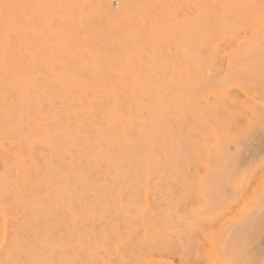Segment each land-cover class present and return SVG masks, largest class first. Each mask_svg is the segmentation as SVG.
Returning a JSON list of instances; mask_svg holds the SVG:
<instances>
[{
	"label": "rangeland",
	"instance_id": "rangeland-1",
	"mask_svg": "<svg viewBox=\"0 0 264 264\" xmlns=\"http://www.w3.org/2000/svg\"><path fill=\"white\" fill-rule=\"evenodd\" d=\"M0 38V264L169 261L142 242L165 162L204 137L218 0H0Z\"/></svg>",
	"mask_w": 264,
	"mask_h": 264
},
{
	"label": "bare ground",
	"instance_id": "bare-ground-1",
	"mask_svg": "<svg viewBox=\"0 0 264 264\" xmlns=\"http://www.w3.org/2000/svg\"><path fill=\"white\" fill-rule=\"evenodd\" d=\"M218 26V47H204L191 87L203 92L204 137L162 161L171 162L170 186L156 196L154 237L148 232L142 242L149 247L154 238L169 261L160 255L145 264H207L211 254L214 264H264V0H218ZM215 90L220 97L209 95ZM229 94L242 100L232 104Z\"/></svg>",
	"mask_w": 264,
	"mask_h": 264
}]
</instances>
